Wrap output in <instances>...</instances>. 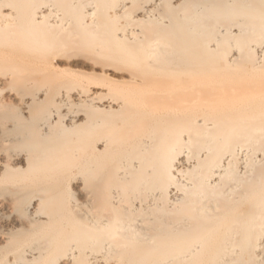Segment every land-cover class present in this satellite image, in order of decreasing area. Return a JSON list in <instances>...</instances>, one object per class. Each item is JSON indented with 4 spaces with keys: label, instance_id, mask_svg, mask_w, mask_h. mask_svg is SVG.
Listing matches in <instances>:
<instances>
[{
    "label": "bare ground",
    "instance_id": "bare-ground-1",
    "mask_svg": "<svg viewBox=\"0 0 264 264\" xmlns=\"http://www.w3.org/2000/svg\"><path fill=\"white\" fill-rule=\"evenodd\" d=\"M0 264H264V0H0Z\"/></svg>",
    "mask_w": 264,
    "mask_h": 264
},
{
    "label": "rangeland",
    "instance_id": "rangeland-1",
    "mask_svg": "<svg viewBox=\"0 0 264 264\" xmlns=\"http://www.w3.org/2000/svg\"><path fill=\"white\" fill-rule=\"evenodd\" d=\"M80 62H82V60L80 61ZM87 62L85 61V62H83V63H79V65H80V68H82L83 70H85V71H90V67L88 66V64H86ZM83 64V65H82ZM85 65V66H84ZM79 67V66H78ZM86 68V69H85ZM88 69V70H87Z\"/></svg>",
    "mask_w": 264,
    "mask_h": 264
}]
</instances>
